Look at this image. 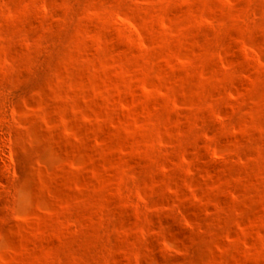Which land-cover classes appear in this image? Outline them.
Segmentation results:
<instances>
[{"label": "rangeland", "instance_id": "obj_1", "mask_svg": "<svg viewBox=\"0 0 264 264\" xmlns=\"http://www.w3.org/2000/svg\"><path fill=\"white\" fill-rule=\"evenodd\" d=\"M0 264H264V0H0Z\"/></svg>", "mask_w": 264, "mask_h": 264}]
</instances>
